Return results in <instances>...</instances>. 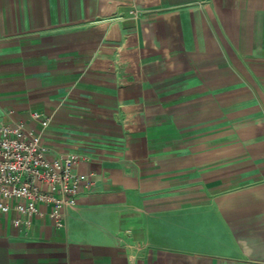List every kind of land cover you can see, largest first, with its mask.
I'll list each match as a JSON object with an SVG mask.
<instances>
[{
	"label": "crops",
	"instance_id": "obj_1",
	"mask_svg": "<svg viewBox=\"0 0 264 264\" xmlns=\"http://www.w3.org/2000/svg\"><path fill=\"white\" fill-rule=\"evenodd\" d=\"M19 122L89 185L0 213V264H264V0H0Z\"/></svg>",
	"mask_w": 264,
	"mask_h": 264
},
{
	"label": "built area",
	"instance_id": "obj_2",
	"mask_svg": "<svg viewBox=\"0 0 264 264\" xmlns=\"http://www.w3.org/2000/svg\"><path fill=\"white\" fill-rule=\"evenodd\" d=\"M42 130L49 119L33 112ZM77 154L50 158L42 133L25 123L0 125V213L15 212V227L27 231L39 206L50 207V217L60 226L63 211L72 209L82 187L89 185L86 175L76 172L81 161Z\"/></svg>",
	"mask_w": 264,
	"mask_h": 264
}]
</instances>
